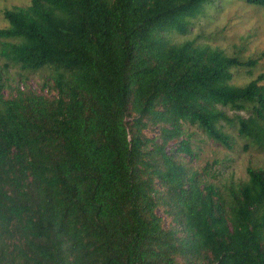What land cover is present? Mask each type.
Instances as JSON below:
<instances>
[{
  "label": "trees",
  "instance_id": "1",
  "mask_svg": "<svg viewBox=\"0 0 264 264\" xmlns=\"http://www.w3.org/2000/svg\"><path fill=\"white\" fill-rule=\"evenodd\" d=\"M212 2L5 10L0 58L20 72H0V264H264V168L223 194L191 165L192 127L264 148V75L233 83L264 53L172 40Z\"/></svg>",
  "mask_w": 264,
  "mask_h": 264
},
{
  "label": "rangeland",
  "instance_id": "2",
  "mask_svg": "<svg viewBox=\"0 0 264 264\" xmlns=\"http://www.w3.org/2000/svg\"><path fill=\"white\" fill-rule=\"evenodd\" d=\"M30 0H0V29L5 28L8 22L5 19V10L29 5ZM191 32L187 35L172 36L174 42L196 39L197 44L220 48L230 56H238L242 60L258 58L264 53V8L249 4L246 0H213L205 13L193 20ZM4 60L0 58V72L14 77L20 72L18 68L4 70ZM23 73V72H22ZM43 72L28 74V84L35 91L41 93L40 84L43 82ZM264 75V57L259 59L254 68L238 69L234 72L233 83L245 85ZM264 85V80L262 83ZM234 112V111H233ZM229 111L230 115H233ZM244 115V113H241ZM234 137L233 148L227 147L209 139L202 131L192 127L191 143L196 158L191 165L205 171L204 177L215 184L225 194L232 185L248 180L249 166L264 168V148L255 147L249 139L241 137L238 131L228 128ZM147 134L151 137L159 133ZM248 146V147H246ZM169 152L175 149L169 146ZM188 156L183 160L189 161ZM159 214L164 217L166 224L171 225V218L163 210Z\"/></svg>",
  "mask_w": 264,
  "mask_h": 264
}]
</instances>
